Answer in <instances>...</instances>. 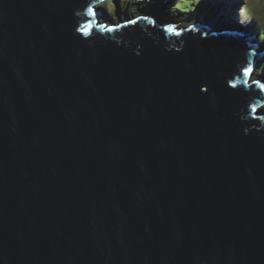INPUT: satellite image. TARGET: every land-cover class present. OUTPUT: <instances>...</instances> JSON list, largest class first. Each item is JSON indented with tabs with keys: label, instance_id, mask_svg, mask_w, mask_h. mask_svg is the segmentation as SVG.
<instances>
[{
	"label": "water",
	"instance_id": "water-1",
	"mask_svg": "<svg viewBox=\"0 0 264 264\" xmlns=\"http://www.w3.org/2000/svg\"><path fill=\"white\" fill-rule=\"evenodd\" d=\"M100 1L0 0V264H264L260 45Z\"/></svg>",
	"mask_w": 264,
	"mask_h": 264
},
{
	"label": "clouds",
	"instance_id": "clouds-1",
	"mask_svg": "<svg viewBox=\"0 0 264 264\" xmlns=\"http://www.w3.org/2000/svg\"><path fill=\"white\" fill-rule=\"evenodd\" d=\"M124 0H120V4H123L122 2H123ZM102 3H104L105 5H103ZM106 3L107 2H104V0H101L100 2H98V3H96V4H94V5H92V6H95V8H96V11L97 12H100L101 14H103V15H105V16H108L109 18H111L112 20L113 19H115V17L118 15V14H115V10L114 11H112V12H109L108 11V9H107V7H106ZM127 3V2H126ZM123 5H128V4H123ZM143 5H146L145 3H143ZM92 6H91V8H92ZM121 7H123V6H121ZM125 10V9H124ZM126 10H130V9H126ZM148 11H150V10H148ZM148 11H145L146 13L148 12ZM144 11L143 12H139V13H137L136 14V16H135V18H133L132 20H138V17H140V18H145L146 16L145 15H143V13L144 14H146ZM157 13V12H156ZM171 14V13H170ZM170 14H168V13H166V12H164V13H162L161 15H164L165 16V22L163 23V25H161V26H167V23H169V22H171V24H176V23H174V22H177L178 20H177V18L173 15V16H171ZM160 15V14H159ZM131 16H133V13H132V9L130 10V12H127L126 13V16H125V20L127 19V18H129L130 19V17ZM253 17H255V16H253ZM257 18V17H256ZM255 18V19H256ZM147 20L148 21H150V20H153L152 18H150L149 16H147ZM259 20V19H258ZM116 24H118V25H120V23H118V22H115ZM178 23H180L181 24V27H182V29L181 30H183V31H186V30H188V29H190V22L189 21H184V23H182V22H178ZM180 24H176V29H179L180 30ZM253 24H255V20H254V23ZM258 24H259V22H258ZM262 25V24H261ZM161 26H159V27H161ZM256 28L258 29L257 31H255L256 30ZM248 29V28H247ZM263 29V31H264V28H262ZM248 31H250V33H251V35H253V36H258V38H259V40L261 41V39H260V36L262 35V36H264V33H262V31H261V29L258 27V26H253V28H252V30H249L248 29ZM253 31V32H252ZM261 31V32H260ZM173 32V31H172ZM259 42V41H258ZM260 50L261 51H263V53H264V48H262L261 46H260ZM264 63V58L262 59V61L260 62V68H261V66H262V64ZM260 68L256 71V72H254V74H253V79H257V78H262V76H261V74L258 72L259 70H260ZM255 76L257 77V78H255ZM264 78V77H263ZM254 80V81H255ZM261 109L264 111V104L262 105V107H261Z\"/></svg>",
	"mask_w": 264,
	"mask_h": 264
},
{
	"label": "trees",
	"instance_id": "trees-1",
	"mask_svg": "<svg viewBox=\"0 0 264 264\" xmlns=\"http://www.w3.org/2000/svg\"><path fill=\"white\" fill-rule=\"evenodd\" d=\"M188 3H189V1H184L182 4L177 5V10L178 11H180L182 13H189V14H186L187 18L197 19V18H199L201 16H204L208 20L214 21V22H216L219 19L218 18L219 17V13H218L217 9H214L213 7L207 6L206 4L205 5H203V4L201 5L200 4L199 7H194V8L190 7L189 8V6H185ZM111 6L116 8L117 11L119 10L118 7L116 6L115 2H111ZM170 10H173V8H171ZM178 11H177V13H180ZM139 12H141V11H139ZM119 13H123L124 14L125 11L124 12H119ZM170 15L173 16V14H170ZM253 16H255V15L252 13V17ZM253 18H255V17H253ZM262 27H263V25H262ZM256 31H257V29H256ZM260 39H261V41L259 40V42L262 43V45L264 46V36L261 35ZM258 72L264 76V63L262 64V66H261V68H260V70Z\"/></svg>",
	"mask_w": 264,
	"mask_h": 264
},
{
	"label": "rangeland",
	"instance_id": "rangeland-1",
	"mask_svg": "<svg viewBox=\"0 0 264 264\" xmlns=\"http://www.w3.org/2000/svg\"><path fill=\"white\" fill-rule=\"evenodd\" d=\"M214 2H212V0H204V2L206 3H208V2H211V3H213L214 5H215V3H218V2H220V0H213ZM128 2V1H127ZM237 2H239V4H240V7L237 9V11H235V17H236V19H238V15L240 16L241 15V12H242V20H246V21H248L247 22V27H248V25L250 26V21H249V19H246L245 18V16L246 15H249L248 16V18L250 17V20L252 21L253 20V17H252V13L254 14V15H256L255 16V18L257 17V20L259 19V24H262L263 26H264V13L263 12H261L260 10H258L257 8H256V6H250V4H252L254 1H250V0H248V4H246L248 7L250 6V8H248V12H245V10H243L242 11V8H241V6L243 7L244 5H245V3L243 2V0H237ZM262 2L264 3V0H262ZM250 3V4H249ZM238 4V5H239ZM237 5V6H238ZM108 6V5H107ZM143 6V5H142ZM141 6V7H142ZM246 6V7H247ZM241 8V9H240ZM255 8V9H254ZM113 11L115 10L114 9V7H112L111 8ZM234 9H235V6H234V8H233V11H234ZM245 9V8H244ZM221 10V9H220ZM139 11H140V7H139V5H136L135 7H134V9L132 10V13H133V16H131L130 17V20H132L133 18H135V16H136V14L137 13H139ZM241 17V16H240ZM113 22H117L118 21V17H115V19L114 20H112ZM240 22H243V21H240ZM220 25V24H219ZM256 25V24H255ZM242 27V26H241ZM258 27H261V25H259ZM182 29V27H181V24H180V30ZM260 29H262V28H260ZM247 31H248V29H247ZM253 32V31H252ZM262 33H264L263 31H262ZM255 78H257L256 76H255Z\"/></svg>",
	"mask_w": 264,
	"mask_h": 264
},
{
	"label": "bare ground",
	"instance_id": "bare-ground-1",
	"mask_svg": "<svg viewBox=\"0 0 264 264\" xmlns=\"http://www.w3.org/2000/svg\"><path fill=\"white\" fill-rule=\"evenodd\" d=\"M250 1H254L252 4H250V6H256V8H258V10H261V7H260V5H259V0H250ZM212 2H214L213 0H212ZM235 2H236V0H220V2H218L217 4L219 5V7H220V11H222L223 13H227L229 16H231V12H233V8H234V5H235ZM207 3V2H206ZM202 5V4H201ZM246 6V3H245V5L243 6V8ZM255 9V8H254ZM249 16V15H248ZM255 20V24H257L258 26L259 25H261V24H258V21H256L257 20V18L256 19H254ZM249 21H250V19H249ZM252 22V21H251ZM225 24V21H222L221 23H220V25L218 24V27H221V26H223ZM242 28V27H241ZM242 31H243V33L246 35V33L244 32V30H243V28H242ZM249 35H251V33H250V31H246ZM246 36H248V35H246ZM251 38V39H250ZM247 39L248 40H253L254 42H257V44H259L262 48H264V46L262 45V43H260V42H258V41H256L255 39H252V35H251V37H247Z\"/></svg>",
	"mask_w": 264,
	"mask_h": 264
},
{
	"label": "snow or ice",
	"instance_id": "snow-or-ice-1",
	"mask_svg": "<svg viewBox=\"0 0 264 264\" xmlns=\"http://www.w3.org/2000/svg\"><path fill=\"white\" fill-rule=\"evenodd\" d=\"M88 13L91 16H95L96 15V12L91 7L88 8ZM145 19H147V17H145ZM128 23L129 24H135L136 23V20H129ZM100 27L103 28L104 26L103 25H100ZM116 27H120V25H116ZM90 28H91V23H89V25L87 26V28H81L80 30L82 32H86ZM107 30L108 31H112L113 29L112 28H108ZM169 31H175V28L174 27H170L169 28ZM252 72H253V68H252V65L250 63L248 64V66H246V67L243 68V70H242V79H243V82L245 84L248 83V77H250V75L252 74ZM254 83H256L259 86V88L262 91H264V83H260L259 80L254 81Z\"/></svg>",
	"mask_w": 264,
	"mask_h": 264
}]
</instances>
